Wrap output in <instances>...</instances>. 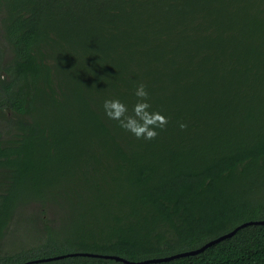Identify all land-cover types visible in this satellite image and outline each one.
I'll list each match as a JSON object with an SVG mask.
<instances>
[{
	"label": "trees",
	"instance_id": "obj_1",
	"mask_svg": "<svg viewBox=\"0 0 264 264\" xmlns=\"http://www.w3.org/2000/svg\"><path fill=\"white\" fill-rule=\"evenodd\" d=\"M139 81L168 117L151 141L100 107ZM1 102L0 264L169 256L264 219V0H0ZM16 216L35 234L8 249ZM147 264H264V224Z\"/></svg>",
	"mask_w": 264,
	"mask_h": 264
},
{
	"label": "clouds",
	"instance_id": "obj_2",
	"mask_svg": "<svg viewBox=\"0 0 264 264\" xmlns=\"http://www.w3.org/2000/svg\"><path fill=\"white\" fill-rule=\"evenodd\" d=\"M132 96L134 102L130 109L128 103L118 97L104 98L100 105L103 114L137 140H154L159 134L158 130L164 129L168 124V117L153 109L150 93L142 81L135 83ZM178 127L184 129L187 124L179 122Z\"/></svg>",
	"mask_w": 264,
	"mask_h": 264
},
{
	"label": "water",
	"instance_id": "obj_3",
	"mask_svg": "<svg viewBox=\"0 0 264 264\" xmlns=\"http://www.w3.org/2000/svg\"><path fill=\"white\" fill-rule=\"evenodd\" d=\"M254 224H264V219L263 220H254V221L244 222V223L236 226L231 231L205 242L203 245H201L198 248L182 251V252H179V253H176L173 255H169V256L154 257V258H147L144 260L133 261V260H128L126 258H123L121 256L112 255V254H99V253H90V252H69L66 254H59V255H54V256L36 258L33 260H27V261L22 262L20 264H31V263H37V262H43V261H50V260L60 259V258L66 257V256H75V255L108 258V259H113L117 262H122L125 264H147V263H152V262L168 261V260L173 259V258L198 254V253L202 252L204 249H206L207 247H209V246H211V245H213V244H215V243H217V242H219L225 238L232 236L239 228L244 227L246 225H254Z\"/></svg>",
	"mask_w": 264,
	"mask_h": 264
},
{
	"label": "rangeland",
	"instance_id": "obj_4",
	"mask_svg": "<svg viewBox=\"0 0 264 264\" xmlns=\"http://www.w3.org/2000/svg\"><path fill=\"white\" fill-rule=\"evenodd\" d=\"M0 104H1L0 108L4 106L3 102H1ZM6 128H7L6 122L3 121L2 118L0 117V131H2L5 138L9 137L13 132V131H11L10 133L9 131L6 132ZM36 211H38V208L35 205L31 204L28 206H24L22 208L21 215L23 216V215L32 214L33 212ZM16 217H17V221L14 222L11 226L12 232L7 233V235L2 238L3 247L8 249L17 248L19 245H22V243L26 242V240L29 239L27 237L28 235L35 234V226L32 223L31 224L20 223L18 221V216Z\"/></svg>",
	"mask_w": 264,
	"mask_h": 264
}]
</instances>
